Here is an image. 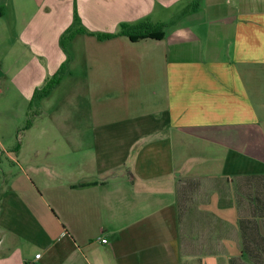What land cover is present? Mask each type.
Listing matches in <instances>:
<instances>
[{
  "label": "crops",
  "instance_id": "crops-1",
  "mask_svg": "<svg viewBox=\"0 0 264 264\" xmlns=\"http://www.w3.org/2000/svg\"><path fill=\"white\" fill-rule=\"evenodd\" d=\"M73 18L162 38L75 33L67 134L15 172L3 113L43 129ZM0 150V264H264V0H0Z\"/></svg>",
  "mask_w": 264,
  "mask_h": 264
},
{
  "label": "rangeland",
  "instance_id": "rangeland-1",
  "mask_svg": "<svg viewBox=\"0 0 264 264\" xmlns=\"http://www.w3.org/2000/svg\"><path fill=\"white\" fill-rule=\"evenodd\" d=\"M76 28H77L76 20L74 21V18H73L71 25L67 29H65L59 37L57 50L59 49V51L61 52V54L63 56L66 55L65 50H67L69 52V49H72L70 47L71 37L65 38V40L62 44H61L60 39L63 35L68 36V34ZM72 51L74 53L73 49H72ZM39 56H41V55H39ZM38 59H42L41 60V68L43 69V72H47V68L50 65H46L43 57H38ZM68 68L69 67H68L67 55H66V57L63 59V63L59 66V69L57 71L58 82L55 86V90L48 97V99H50L49 100L50 101L49 106L47 107V108H49V112L46 111L45 112L46 115L44 114V112L41 113L39 115V118H38V120H39L41 117L43 118V117L47 116L46 118H43L45 123H41L43 125V129H40V128H36L38 130L35 129L36 125L34 122V116L29 118V120H31L30 125L25 126V124H26L25 120H26L27 116L25 114V117L21 118V112H20V122H18L17 124L13 123V121L16 122L17 120H19L18 119L19 113H17V111L13 108L14 103H13L12 99H11L9 111L8 112L4 111L3 114L7 115L9 117V121H11L10 135H9L10 139L8 140L9 144L8 145L4 144V146L11 148L12 146L17 145V147H19V153L17 156H15L16 162H15V164L12 165L13 170L15 172H18V171H19V173L22 172V170L19 169L18 163L21 164L20 168L21 167L25 168L26 164L34 165L35 157H34L33 152H34V136H35V133L38 132V134H43L44 131L47 129L46 125L51 124L50 126H52L54 128L52 130V135L54 137H64L65 134H67L65 132L67 130L65 127L66 110H67V105H68L67 101L69 98H70V101L73 100V97H70V96H71V92H72L71 83H73V81H74L73 79L71 80V78L68 77V73H67ZM48 79H50V77H48ZM48 79H46V81ZM43 84L40 83L39 85H37V87L35 86L37 89L35 90L34 94L35 93L36 94L41 93L40 90H41V87ZM30 95H31V93H30ZM30 95L28 93V95H27L28 99H29ZM28 99H26V101L24 102L26 109H27ZM39 99L40 98L34 97V100L32 102L33 112H35V110L37 111V108L39 109V107L41 106L40 103L38 102ZM85 104H87V103H85ZM37 122H40V121H37ZM3 161L5 163V159ZM25 170L28 173V175L31 176L30 177L31 181H33V176H34L33 172L29 171L27 169H25ZM0 178L2 179V177H0ZM1 184H2V182H1Z\"/></svg>",
  "mask_w": 264,
  "mask_h": 264
},
{
  "label": "trees",
  "instance_id": "trees-1",
  "mask_svg": "<svg viewBox=\"0 0 264 264\" xmlns=\"http://www.w3.org/2000/svg\"><path fill=\"white\" fill-rule=\"evenodd\" d=\"M76 18L74 19V21ZM161 25H148L146 23H140V24H129V25H121L119 31L115 34H99V33H91L87 32L84 29L78 28L73 31H71L68 36H62L61 37V44L64 42L65 38L67 37H73L75 33H85L88 35H95L99 40H104V39H109L112 38L113 36H127L130 40H138L142 38H151V39H160L162 38V30H161ZM58 73L53 74L50 79L45 81V83L42 85L40 94L39 93H33V96L31 97V101L34 100V97L36 98H41L46 96L49 91L57 84L58 82ZM27 121L25 126L30 125V120L29 118L32 117V111H31V106L29 107V111L27 113Z\"/></svg>",
  "mask_w": 264,
  "mask_h": 264
},
{
  "label": "built area",
  "instance_id": "built-area-1",
  "mask_svg": "<svg viewBox=\"0 0 264 264\" xmlns=\"http://www.w3.org/2000/svg\"><path fill=\"white\" fill-rule=\"evenodd\" d=\"M101 242L104 243L106 242L105 239H101ZM39 257V254H35L34 255V259H37ZM24 264H35L34 261H28V262H25Z\"/></svg>",
  "mask_w": 264,
  "mask_h": 264
}]
</instances>
